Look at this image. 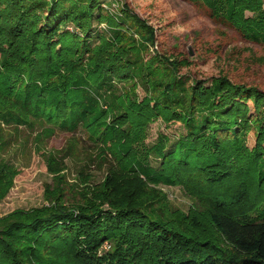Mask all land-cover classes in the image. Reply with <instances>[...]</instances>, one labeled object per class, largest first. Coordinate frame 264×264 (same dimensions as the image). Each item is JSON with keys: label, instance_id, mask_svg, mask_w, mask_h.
<instances>
[{"label": "trees", "instance_id": "1", "mask_svg": "<svg viewBox=\"0 0 264 264\" xmlns=\"http://www.w3.org/2000/svg\"><path fill=\"white\" fill-rule=\"evenodd\" d=\"M192 1L264 43V0ZM102 3L0 0V125L83 129L114 162L75 205L51 163L61 187L49 203L0 217V264H264V88L188 81L186 62L151 54L152 26L125 3ZM158 119L185 131L168 153L165 134L142 146ZM16 174L0 158V200ZM146 179L191 183L203 209L186 216Z\"/></svg>", "mask_w": 264, "mask_h": 264}, {"label": "rangeland", "instance_id": "2", "mask_svg": "<svg viewBox=\"0 0 264 264\" xmlns=\"http://www.w3.org/2000/svg\"><path fill=\"white\" fill-rule=\"evenodd\" d=\"M102 5L112 2L111 10L127 4L137 15L155 30V45L150 52L171 56L186 62L180 74L192 79L205 80L227 76L234 83L264 88V43L249 41L231 25L212 16L204 5L192 0H100ZM249 15V14H247ZM99 29L107 27L99 24ZM91 42V44H94ZM1 54V53H0ZM149 54L147 55V58ZM41 128L0 125V158L17 169L13 185L0 200V217L17 209L41 207L49 202L45 194L61 187L57 172L49 171L50 164L57 163L64 175L66 204H76L82 200L86 185H97L114 164L100 156L97 142L83 129L74 133L56 129L52 135L40 134ZM185 131L179 127H166L158 119L150 123L142 146L151 148L165 134L170 139L166 153ZM38 134V135H37ZM255 129L247 135V145L253 148ZM153 153L148 163L155 170L161 161ZM91 178L90 183L86 181ZM144 179V177H142ZM149 190L166 195L171 206L186 216L202 210L201 197L194 192L191 183L166 184L145 180ZM106 243L105 250L109 249Z\"/></svg>", "mask_w": 264, "mask_h": 264}]
</instances>
